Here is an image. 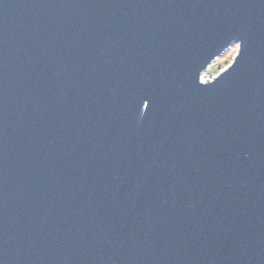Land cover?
Returning a JSON list of instances; mask_svg holds the SVG:
<instances>
[{
  "label": "water",
  "instance_id": "1",
  "mask_svg": "<svg viewBox=\"0 0 264 264\" xmlns=\"http://www.w3.org/2000/svg\"><path fill=\"white\" fill-rule=\"evenodd\" d=\"M0 264H264V0H0Z\"/></svg>",
  "mask_w": 264,
  "mask_h": 264
},
{
  "label": "rangeland",
  "instance_id": "2",
  "mask_svg": "<svg viewBox=\"0 0 264 264\" xmlns=\"http://www.w3.org/2000/svg\"><path fill=\"white\" fill-rule=\"evenodd\" d=\"M238 54V45L232 44L220 56H218L202 74V81L213 80L222 71L228 68Z\"/></svg>",
  "mask_w": 264,
  "mask_h": 264
}]
</instances>
